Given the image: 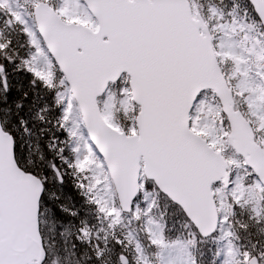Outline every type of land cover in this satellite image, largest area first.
<instances>
[{"label": "snow or ice", "instance_id": "obj_1", "mask_svg": "<svg viewBox=\"0 0 264 264\" xmlns=\"http://www.w3.org/2000/svg\"><path fill=\"white\" fill-rule=\"evenodd\" d=\"M0 264H264V0H0Z\"/></svg>", "mask_w": 264, "mask_h": 264}]
</instances>
